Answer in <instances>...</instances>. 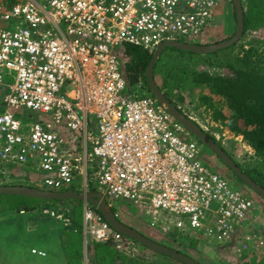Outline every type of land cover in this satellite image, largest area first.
<instances>
[{"label":"built area","instance_id":"2783aa9c","mask_svg":"<svg viewBox=\"0 0 264 264\" xmlns=\"http://www.w3.org/2000/svg\"><path fill=\"white\" fill-rule=\"evenodd\" d=\"M233 2H0V160L38 159L49 190L71 188L82 176L86 192L100 188L139 206L147 198L155 214L188 217V224L176 221L181 230L238 250L255 243L260 253L264 235L255 225L264 226V206L249 197L247 186H231L204 163L200 145L187 138L192 134L155 97L123 94L128 81L117 50L132 45L154 52L179 37L206 44L217 8ZM6 71L15 72L14 83H5ZM138 87L145 89L142 82ZM90 116L97 123L91 125ZM83 220L95 242L125 241L89 203Z\"/></svg>","mask_w":264,"mask_h":264},{"label":"rangeland","instance_id":"374dc122","mask_svg":"<svg viewBox=\"0 0 264 264\" xmlns=\"http://www.w3.org/2000/svg\"><path fill=\"white\" fill-rule=\"evenodd\" d=\"M260 5V1L258 2ZM260 7V6H259ZM217 15L221 17L224 28L226 30V35H223L221 37V40L223 39H228L231 36L235 34L236 28H237V19L235 18V7L234 4L229 7L228 6H221L218 8V13ZM220 21V25H221ZM180 41L183 42H190V43H199L201 44V40L195 39L192 41H189L186 37H179ZM219 42V41H216ZM212 41V43H216ZM208 44V43H206ZM257 45L260 47V49L264 48V27H258V29H251L248 31V33L244 34L243 37L240 39L239 42L233 45V47L228 50H224L219 52L216 55H214V60L215 61H207L204 63V61L201 64H196L198 63L197 58H194L195 55H190L188 54L185 57H192L193 56V62L190 64L194 67H200L204 68V70H207L210 74V76H215V75H222V76H233L236 71L234 69V66H239L235 60L236 57H244L245 55V50L247 48H250L251 45ZM121 47V48H120ZM120 48V49H119ZM120 50L121 54V59L125 61V45H120L117 47V50ZM154 54V53H153ZM179 54L176 50H173L172 48H166L162 55L160 56L156 67L154 71V75L156 78V81L158 82L159 86L161 89H164L166 86V74H170L174 79H180L183 83L184 74L182 75V71L178 68V61H179ZM241 64V62H239ZM202 65V66H200ZM122 66H124V62L122 63ZM233 66V67H232ZM124 69V68H123ZM242 70V65H240V71ZM242 73V72H241ZM165 77V80H164ZM4 81L7 85L12 84L15 82V72H12L9 74L8 71L5 72L4 75ZM165 81V84H164ZM200 84L196 85L195 91L193 92L192 95L188 92L187 99L182 104L183 111L187 113L188 116H193L194 118H197V114H201L203 120H199L202 124H206L210 128V134L214 135L216 140L222 144L226 148V150L230 151L231 153L233 152L241 161L249 160L250 158H256L254 156V150L248 146L246 143H244L243 138L241 136H235V134L228 130L225 126L221 125L218 122H214L211 118L212 116V111H205V107H200L199 112L195 111L197 106L199 105V95L201 93L200 87H198ZM204 85V91L203 93L210 94L209 87H206ZM67 92H70L72 87L67 86L65 88ZM181 89L176 93L175 99L178 100V95L187 90H183V86H181ZM132 91L129 92V90H126L123 92L124 95H128L129 93H137L139 96L143 95H148L151 94L147 89H141L136 85L132 86ZM192 97L193 102H190ZM178 106H181L180 103L178 102ZM196 115H194L195 113ZM90 122L91 125H94L97 123V120L94 116H90ZM199 119V118H197ZM209 134V132H208ZM218 137V139H217ZM188 140H195L197 141L198 145H200L199 148V158L202 159L204 163H206L208 166H210L212 169H215L216 171H219L223 176L226 177V174L231 176L229 178L230 180V185L233 187H238L240 188L239 185L243 186V183L239 181L236 176L229 171V169L226 167V165L223 164V162L212 153V151L207 148L203 143L200 142L198 138L195 136H188ZM67 146H62L61 149L63 150ZM251 148V149H250ZM91 149V147H90ZM214 157L216 158L217 161L214 162ZM218 163L219 165L215 164ZM16 166H20L18 164L14 163H5L0 160V177L5 178L4 180L7 181H14L10 180L12 178L10 176V171L15 169ZM26 170V173L31 174L34 178H36V181L41 186H38L42 189H48L47 187L43 186L41 183L42 178L45 176V174L39 169L38 164L35 162L33 163H28L26 167H23ZM22 171V170H21ZM92 173V169H90ZM18 173V172H13V174ZM23 173V172H22ZM24 177H30L29 175L23 174ZM2 182L0 178V183ZM17 182V181H14ZM34 185V184H33ZM82 185H83V177L82 176H77L74 184L71 186V189H74L76 191L82 190ZM35 186V185H34ZM36 187V186H35ZM244 188V186H243ZM100 190V188H97ZM250 189V188H249ZM61 190H66V188H62ZM91 190V189H90ZM92 191V190H91ZM249 197L252 199L256 198H261L255 193L253 190H250ZM247 193V194H248ZM107 203L110 205L112 210L116 212L119 216L120 220H124L126 223H130V225L134 224L135 227L141 230L142 233L148 234L151 239L163 243L165 245H168L172 248L178 249L181 252H189L187 253L188 255H195L197 252H203V256H209L212 259L211 264H264V247L260 249V253L258 250H256L254 247L256 246L255 243H251L248 247L243 249L240 247V250L237 249V246H234V252L232 250L225 249V251H220L216 253V242L212 241L209 243L206 242V239L202 237H194L193 235H196L188 230H181L176 227V221L182 219L186 224H188V217H183V216H176L173 214L168 213L167 211L164 210H158V213L155 214L152 208L151 203L149 200L146 198L145 203H143L141 206L135 205L132 201L125 200V199H111L109 196H105ZM261 200V199H260ZM56 202L55 205H58V208L56 209V212L60 211V209H64L65 212H69L66 210H70L72 208L75 209L76 211V217H78L79 221H69L68 219V225L72 224V227H75V229L80 230L82 228L83 233H84V228H83V216H82V202H79L78 200H64L65 202H61L59 200H51ZM32 203H38L35 200H32ZM146 209H151L152 211L147 214ZM65 212H61V214H64ZM17 214V213H1L0 214V264H26L27 259H20L18 250L19 247L15 246V244L10 243V241L5 240V234L9 231H11V226L7 224L6 222L11 218L10 216ZM148 226V228H151L152 232L148 230L145 226ZM264 227L261 225V228ZM71 228V227H70ZM166 228V231L164 230ZM263 229V228H262ZM154 233V234H153ZM81 233H73L70 235V238L72 240L71 246H75L80 240H81ZM185 236L187 239L186 242L183 240V246L186 245V250L182 247L180 243H182V239ZM91 237V236H90ZM125 237V236H124ZM89 239V238H88ZM197 242V243H196ZM119 243V242H118ZM215 243V244H214ZM119 250L126 252L127 251H132L135 254V257L138 258L135 264H153V258L156 257L155 255H152L149 248L145 250L144 245L140 243H135L133 241H129L128 238L125 237L124 242H120L118 244ZM18 247V248H17ZM51 252L53 256L58 260L55 261L54 263L60 264L61 260L63 258L61 251H62V243L61 244H56L53 243L49 245ZM81 250V249H80ZM147 251V252H146ZM125 253V254H126ZM147 254V256H146ZM238 254H242L243 256L239 257L237 256ZM246 254V255H245ZM262 254V255H261ZM221 261H217V260ZM145 260V261H144ZM160 261H157V263L160 264ZM166 264L168 262L166 261ZM180 264V263H178Z\"/></svg>","mask_w":264,"mask_h":264},{"label":"trees","instance_id":"16d2710c","mask_svg":"<svg viewBox=\"0 0 264 264\" xmlns=\"http://www.w3.org/2000/svg\"><path fill=\"white\" fill-rule=\"evenodd\" d=\"M20 1L21 0H0V2L8 5H14ZM259 1L260 5L258 3ZM243 8L245 15L244 34L248 33V31L251 29H258V27L261 26L264 27V0H243ZM236 16L237 15L235 12V18L237 19ZM125 46V61L123 60L125 64L123 73L128 81L127 88L129 92L132 91L131 89L133 85L137 84L138 86L140 82H142L144 88L149 91L148 82L146 79V70L154 52H150L143 48L132 45ZM232 47H228L222 51L228 50L229 48L231 49ZM172 49L179 53L177 54L179 56L178 68L182 71V75L184 74L185 78L183 79V83H181L182 81L180 79H174L170 74H166V86L162 90L177 106L179 102L181 105L179 107L184 110L182 104H184L187 99L186 94L189 92L190 95H192L195 91L196 85L200 84L198 86L201 90L198 98L199 105L195 111L199 112L200 107H205L206 112L212 111V120L228 128V130L232 131L235 136H241L244 143L254 150V156L256 158H250L249 160L241 161L233 152L231 153L230 151L226 150V148L222 146L223 143L220 144L213 134L211 135L209 133V135L222 147H224V149L233 157L238 165H240L253 180L264 186V48L260 49L259 46L252 44L250 48L245 50L244 57H236L235 62L239 66H234V69H236V67L237 69L234 71L235 74L233 76H210L209 72L204 70V68L194 67L190 64L194 60L198 61L196 64H201L203 61L204 63L207 61H215L214 55L217 56V54L221 51L202 55L194 52L179 50L177 48ZM188 54L195 55L194 58L197 59H194L193 56L190 58L185 57ZM239 62H241V64ZM240 65H242L241 71ZM203 84H205L206 87H209L210 94L203 93ZM181 86H183L184 91H187H185L184 94L181 92L178 95V100H176L174 98V93H176V91L178 92L179 89L182 90ZM148 95L154 97L152 94ZM190 102H193L192 97ZM194 115H196V113ZM197 115L198 116L196 117L199 118L198 120H203L201 114L198 113ZM229 171L231 170L229 169ZM13 172V170L12 172L10 171L11 177ZM226 177L231 178V176L227 174ZM0 178L2 180L0 185H32L30 182H14L4 180L2 177ZM236 178L241 181V179H239L237 176ZM243 186L246 185L243 183ZM260 199L262 204H264V199L262 197ZM32 200H35L38 203H32ZM69 200L71 201L72 199ZM59 201L61 202V200ZM53 204H56V202L54 203V201H44L23 196L0 195V214L19 213L23 210L33 211L36 209H42V205L49 207ZM63 210L64 209H60V211ZM59 214L64 215L69 221L76 222L75 209H71V212H65L64 214L59 212ZM125 237L135 243H139L134 239H131L127 236ZM186 238L184 236L182 243H180L183 248L185 247V250L187 246H183V240L186 242ZM232 245L233 244L230 243L227 246H217L216 253L225 251L227 248L228 250H232ZM144 248L145 250L147 249L146 246H144ZM95 251L96 264H135L138 259L131 250L127 251V253L119 250L118 243L113 241L96 242ZM149 252L156 256L153 258V264H159L157 261L160 260V264H166V261L168 264H185L175 258L159 254L155 251H152L151 249ZM203 252H197L195 255L192 254L191 257L202 264H211L212 259L209 256L204 257ZM237 256L241 257L243 255L238 254ZM217 261L221 260L219 259Z\"/></svg>","mask_w":264,"mask_h":264},{"label":"water","instance_id":"95a60500","mask_svg":"<svg viewBox=\"0 0 264 264\" xmlns=\"http://www.w3.org/2000/svg\"><path fill=\"white\" fill-rule=\"evenodd\" d=\"M233 4L237 15V28L233 36L211 44H196L181 41L164 42L160 44L154 51L153 57L146 70V79L148 82L149 91L155 97L157 102L163 105L165 109L186 128L187 131H189L193 136L198 138L201 143L209 148L212 153L232 171L233 174H235L248 188H250V190H253L264 199V186L253 180L243 170V168L238 165V163L224 149V147L214 140L199 123L189 117L165 94V92L160 88L154 75L156 64L163 51L167 47L177 48L179 50L203 55L221 51L239 42L245 32L243 0H234ZM0 195L23 196L44 201L73 199L83 201L84 203H89L102 214V216L114 230L122 233L124 236L136 240L140 244H143L147 248L159 254L175 258L185 264H201L187 253L157 242L141 233L136 228L124 223L119 219L118 215L114 213L102 192L85 193L84 191L79 192L75 190L53 191L28 185H0Z\"/></svg>","mask_w":264,"mask_h":264},{"label":"crops","instance_id":"0c3cea01","mask_svg":"<svg viewBox=\"0 0 264 264\" xmlns=\"http://www.w3.org/2000/svg\"><path fill=\"white\" fill-rule=\"evenodd\" d=\"M222 7L223 6H221V8ZM229 7L230 6H228V10H229ZM218 8H217L215 16L211 20L212 26L207 32L208 33V36H206L207 42L205 43H208V44H211L212 41L216 42V41L221 40V37L227 34L224 28L223 21H222L223 19L217 15ZM220 21L222 22L221 25H220ZM65 149L66 148H64V150ZM216 158L218 159V157ZM216 158L214 157V162L217 161ZM32 162L33 163L35 162L36 164H38V167H39L38 159L36 160L33 159L29 163H32ZM27 164L28 163L18 164L20 166H16L15 169L13 170L14 172H18V173L12 174V178H10V180L23 181V182H28V183L30 182V184L32 185L35 184L36 187L41 186L38 183V181H36V178H34L31 174L26 173V170L23 167H26ZM215 164L219 165L217 162ZM23 174L30 175V177L29 178L24 177ZM32 185H29V186H32ZM35 186L33 185V187ZM67 190H74V189L68 188L64 191H67ZM81 191H84V190H80L79 192ZM84 192L87 193L86 191ZM88 192H101V191H98V190L91 191L90 190ZM256 200H258V202L262 204V201L259 198H256ZM62 202H65V201H62ZM84 204L85 203L83 202L82 203V214H83ZM262 205L264 206V204ZM57 208H58V205H55V204L49 207L42 205V209H36L33 211L23 210L17 214L10 216L11 218H9V220L6 223L9 224L12 228H11V231L5 234V240H8L10 241V243L15 244V246L19 247V250H18L19 257L20 259H27L26 264H57L54 262L55 261L58 262V260L53 256L51 249L49 247V245H51L52 242L56 244L62 243L61 254L63 258L60 264H96V260H95L96 242L90 237V235H86L85 231L83 233L82 228L80 230H77L75 229V227L71 226L72 224L68 225V222L65 219L64 215H60L59 213H56V216H52L49 212H46V210L55 211ZM72 210H74V208H72ZM66 211L71 212V209L66 210ZM63 212L65 211L63 210ZM75 220L79 221L78 217H75ZM82 221L84 222V220ZM122 221L126 223L124 220ZM126 224L130 225V223H126ZM130 226L136 228L138 231L141 232V230L135 227L134 224ZM145 227L148 228V226H145ZM83 228H84V224H83ZM255 228L256 230H260L261 231L260 233L264 235V232L261 228V224H256ZM148 230L152 232L151 228H148ZM79 232L82 234L81 240L75 246H71L72 240L70 238V235L73 233H79ZM145 235L149 236L148 234H145ZM197 236L198 235L194 237H197ZM208 240L209 239H206L207 243H209ZM220 245L224 246L225 244L217 243L216 247ZM234 246L235 245L233 244L232 248H234ZM34 250H36L37 252L34 253ZM38 252H42L44 254H39ZM233 252H234V249H233Z\"/></svg>","mask_w":264,"mask_h":264},{"label":"clouds","instance_id":"9594fccd","mask_svg":"<svg viewBox=\"0 0 264 264\" xmlns=\"http://www.w3.org/2000/svg\"><path fill=\"white\" fill-rule=\"evenodd\" d=\"M29 186V185H28ZM40 188V187H39ZM258 195V194H257ZM259 196V195H258ZM260 197V196H259ZM98 211V210H97ZM99 212V211H98ZM57 213H59L58 211H57ZM100 213V212H99ZM115 213V212H114ZM115 214H117V213H115ZM83 215V214H82ZM119 217V216H118Z\"/></svg>","mask_w":264,"mask_h":264}]
</instances>
